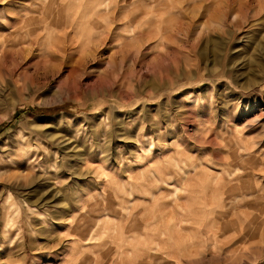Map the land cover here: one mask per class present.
Wrapping results in <instances>:
<instances>
[{
  "label": "rangeland",
  "instance_id": "rangeland-1",
  "mask_svg": "<svg viewBox=\"0 0 264 264\" xmlns=\"http://www.w3.org/2000/svg\"><path fill=\"white\" fill-rule=\"evenodd\" d=\"M0 51V264H264V0H0Z\"/></svg>",
  "mask_w": 264,
  "mask_h": 264
},
{
  "label": "bare ground",
  "instance_id": "bare-ground-1",
  "mask_svg": "<svg viewBox=\"0 0 264 264\" xmlns=\"http://www.w3.org/2000/svg\"><path fill=\"white\" fill-rule=\"evenodd\" d=\"M2 7V6H1ZM221 15H223V17L224 18H226L227 16H228V11L227 10H224V12L221 14ZM17 17V16H16ZM18 18V17H17ZM13 20V19H12ZM16 45V44H15ZM2 50V49H1ZM0 53H1V51H0ZM188 77H191L192 79H197V78H201V77H199V76H195L194 74H193V76H190V74L189 75H187Z\"/></svg>",
  "mask_w": 264,
  "mask_h": 264
},
{
  "label": "trees",
  "instance_id": "trees-1",
  "mask_svg": "<svg viewBox=\"0 0 264 264\" xmlns=\"http://www.w3.org/2000/svg\"><path fill=\"white\" fill-rule=\"evenodd\" d=\"M58 109V107H56L55 109H53V110H57ZM37 112H41V111H37Z\"/></svg>",
  "mask_w": 264,
  "mask_h": 264
}]
</instances>
